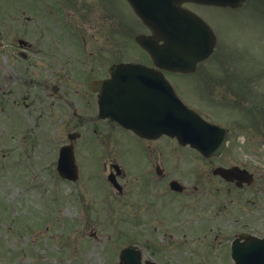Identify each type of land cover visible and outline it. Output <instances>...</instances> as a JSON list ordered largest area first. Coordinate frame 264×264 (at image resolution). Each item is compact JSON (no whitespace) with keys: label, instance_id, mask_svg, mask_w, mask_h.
Listing matches in <instances>:
<instances>
[{"label":"flooded vegetation","instance_id":"af4514ba","mask_svg":"<svg viewBox=\"0 0 264 264\" xmlns=\"http://www.w3.org/2000/svg\"><path fill=\"white\" fill-rule=\"evenodd\" d=\"M20 1L0 0V170L26 169L24 191L47 194L50 183L56 199L57 182L67 181L57 171L59 151L70 144L78 171L73 183L87 184L96 166L102 193L133 209L141 227L171 238L181 233L182 241L187 233L205 242V233H226L213 253L222 264H264V245H255L264 237V95L253 87L260 83L238 80L233 91L222 86L213 113L206 102L210 84L193 92L189 85L201 80L177 82L198 68L181 73L160 67L136 42L137 34L151 33L141 21L133 33L123 18L119 36L113 35L111 0ZM119 62L148 68L113 73ZM161 72L183 102L225 130L221 153L206 157L175 137L139 135L111 117L114 103L138 104L133 118L153 124L165 93ZM101 80H107L103 91L93 85Z\"/></svg>","mask_w":264,"mask_h":264},{"label":"rangeland","instance_id":"374dc122","mask_svg":"<svg viewBox=\"0 0 264 264\" xmlns=\"http://www.w3.org/2000/svg\"><path fill=\"white\" fill-rule=\"evenodd\" d=\"M26 1L19 3L26 4ZM75 1L97 4L99 0ZM120 3L121 0H111L112 24L109 25L111 28L117 26L113 35L119 36L118 27L123 25V18L127 19L131 32L136 33L137 20L129 9L125 14ZM103 6L108 9L107 3ZM192 9L212 25L217 45L211 57L200 64L197 73L180 76L177 82L190 84L193 80H201L197 88L189 85L193 92L201 91L200 86L205 82L210 84L206 101L215 108L218 107L219 88L225 86L230 91L238 80L259 82L260 85L254 84V90L264 95V0H246L241 8L234 10L205 6H193ZM133 23L136 26H131ZM225 96L231 98L234 95L227 93ZM221 114L227 117L224 112ZM138 160L142 162L143 157L139 156ZM27 178L26 169L0 170V264H117L119 250L128 244L137 245L143 258L154 259L160 264H222V258L211 261L207 257L203 261L206 257L197 248L206 247L207 255L219 251L226 233H205L207 242L195 247L177 243L175 233L174 238L167 237L163 242L164 233L141 228L133 209L119 208L116 197L108 191L102 193L105 185L98 179L96 166L87 178V184L58 181L56 199L50 183L47 194H41L39 190L24 191L30 182ZM53 180L48 176V182ZM44 221L49 225L47 222L42 224ZM35 227L43 229L37 231ZM213 233L218 234L216 238ZM189 234L187 237L191 236ZM176 244L181 246L168 253L171 257H165L167 250Z\"/></svg>","mask_w":264,"mask_h":264},{"label":"water","instance_id":"95a60500","mask_svg":"<svg viewBox=\"0 0 264 264\" xmlns=\"http://www.w3.org/2000/svg\"><path fill=\"white\" fill-rule=\"evenodd\" d=\"M183 1H193V2H198V3H209V4H217V5H230V6L235 7V6L240 5L243 0H133L132 1L135 9L139 13V15L141 16L143 21L151 29H153L154 33L155 32L157 33V31H156L155 27L152 26V23H151L152 19H154V21H157V22L158 21L165 22L166 25L175 29L176 34H179V32H181V24L184 25V23H185L187 25L192 21V19H191L192 17L195 18L196 19L195 22H197L198 24L200 23L203 26V30L206 33L207 38H208L207 49L205 48L204 51L200 52L197 56L193 57V61H196V60L200 59L201 57L206 56L210 52L211 47H212L213 42H214V36L211 33V31L209 30V28L198 17H196L192 12H189V11H187V10H185L179 6V4ZM166 5L172 6L174 9H176L174 12H172V14L170 16L164 15L163 13H160V12L157 13V12L152 11L153 9H158V8H161V7L166 6ZM173 23H175V24H173ZM138 41L141 44H143L147 49H151L147 45L146 40L143 37H139ZM170 51L173 52L172 61L174 63L178 59H180L181 62H183V60L187 54V51H182V50H179L178 48L175 50V52L173 51V49H170ZM162 54L164 55L165 52H162ZM176 64L181 68V63L176 62ZM184 65L186 68L187 67L186 62H184ZM118 68H142V66L121 64V65H118ZM173 68H177V67H173ZM177 105H178V103H177ZM178 106L183 110L184 106L180 105V103ZM209 126L214 127L211 124H209ZM169 133L174 134L173 132H169ZM215 138H216L215 135H211L210 137L207 138L208 146H207V148L204 149L205 153L210 154V153H213L214 151H216V148L218 147L219 139L217 140ZM179 139L183 140V139H181V135H180ZM220 148H221V146H219L218 149H220ZM66 176H68L69 178L73 177L71 174L66 175ZM139 257H140L139 253L137 251H135L133 246L123 248L119 254V264H140L139 263ZM148 264H154V263H148Z\"/></svg>","mask_w":264,"mask_h":264}]
</instances>
